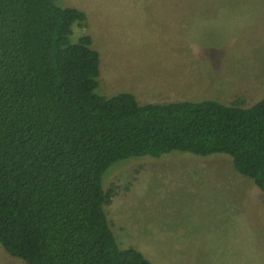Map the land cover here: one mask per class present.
I'll list each match as a JSON object with an SVG mask.
<instances>
[{"label":"trees","instance_id":"trees-1","mask_svg":"<svg viewBox=\"0 0 264 264\" xmlns=\"http://www.w3.org/2000/svg\"><path fill=\"white\" fill-rule=\"evenodd\" d=\"M84 20L56 0H0V246L26 264H149L115 241L103 171L170 150L222 153L264 191V96L244 108L97 94L90 37L69 39Z\"/></svg>","mask_w":264,"mask_h":264},{"label":"rangeland","instance_id":"rangeland-1","mask_svg":"<svg viewBox=\"0 0 264 264\" xmlns=\"http://www.w3.org/2000/svg\"><path fill=\"white\" fill-rule=\"evenodd\" d=\"M56 2L85 14L69 39L90 37L97 94L134 91L139 104L247 98L237 104L244 108L264 96V0ZM178 8L196 18L186 29L187 47L178 41L182 30L171 32L175 38L162 25ZM181 51L194 53L190 62L173 58ZM173 73L189 74L191 82L173 87ZM100 181L113 188L103 210L118 247L135 248L149 264H264V191L236 172L228 155L129 157L110 164ZM0 264L26 263L0 246Z\"/></svg>","mask_w":264,"mask_h":264},{"label":"crops","instance_id":"crops-1","mask_svg":"<svg viewBox=\"0 0 264 264\" xmlns=\"http://www.w3.org/2000/svg\"><path fill=\"white\" fill-rule=\"evenodd\" d=\"M188 11L189 10L187 8H178L176 10H171V13L167 12L166 14H164L165 20L162 23L163 28H165V30H168L169 35L170 36L173 35V37H175V38H176V36H174V34L171 32H173L174 30H182L181 32L178 33L177 37H178L179 44L181 46H184V47H187L191 44V42H188V35H187L188 30H186L188 27V23H189V25H191L192 24L191 21L196 19V18H188V15H189ZM197 14H199V13L195 12V15H197ZM171 44H174V42ZM190 54L194 55V53L192 51H189V52L188 51H184V52L181 51L178 53V55L174 56L173 58H177V60L179 61L178 64L188 63V62H190V60L188 59V55H190ZM177 77H179V78L176 80L175 78H177ZM189 78H190L189 74H185L184 76H182L178 73H173L169 77L171 82L175 81L179 84V85H177V84L172 83V86L176 87V88L187 87V85H189V83L191 82V79H189ZM254 91L255 90H245L243 92V94H253ZM129 92L133 95L134 99L137 101V98H138L137 94L134 91H129ZM169 94L175 95L176 93L170 92ZM243 94H241V95H243ZM164 95H166V94H162V93L157 94V96H159L158 98H161L162 100L164 98ZM237 95H240V94H237ZM245 99H247V98L240 99V102L244 101ZM147 100H148V102L149 101L150 102H160V101H154L151 99H147ZM233 100L234 99L232 98L231 101L233 102ZM172 101H180V100L176 99V100H172ZM219 102L224 103L223 101H219ZM226 103H228V102H226Z\"/></svg>","mask_w":264,"mask_h":264}]
</instances>
